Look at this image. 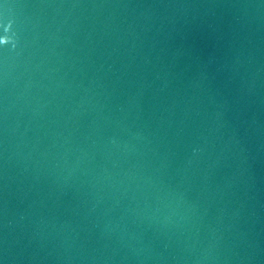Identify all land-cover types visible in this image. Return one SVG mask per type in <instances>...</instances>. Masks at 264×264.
Segmentation results:
<instances>
[{
	"label": "water",
	"instance_id": "obj_1",
	"mask_svg": "<svg viewBox=\"0 0 264 264\" xmlns=\"http://www.w3.org/2000/svg\"><path fill=\"white\" fill-rule=\"evenodd\" d=\"M0 264H264V0H0Z\"/></svg>",
	"mask_w": 264,
	"mask_h": 264
}]
</instances>
